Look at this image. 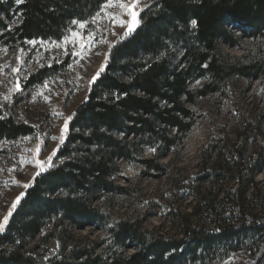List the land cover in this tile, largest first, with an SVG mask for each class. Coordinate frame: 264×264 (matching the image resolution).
Returning <instances> with one entry per match:
<instances>
[{
	"label": "trees",
	"instance_id": "trees-1",
	"mask_svg": "<svg viewBox=\"0 0 264 264\" xmlns=\"http://www.w3.org/2000/svg\"><path fill=\"white\" fill-rule=\"evenodd\" d=\"M106 1L0 0L1 37L6 42L59 39L95 16ZM12 13L17 21L10 25ZM228 20L253 39L264 36V0H149L138 27L116 41L107 65L73 111L68 135L56 153L61 161L36 175L13 211L0 235V264H190L221 247L243 249L246 242L251 258L258 264L264 259V210L244 208L239 184L230 189L234 200L228 216L211 229L188 226L178 237L149 229L139 218H114L107 224L110 216L95 205L99 189L117 188L111 176L118 158H134L145 145L167 149L181 142L196 122L190 105L199 96L218 91L229 95L234 77L260 78L264 73V63L251 59L248 48L242 47L238 57L223 51L222 42L235 45L242 34L236 35ZM193 79L204 80L192 87ZM34 129L0 108V138L13 139ZM236 155L241 163V153ZM139 159L148 167H163L154 158ZM98 220L111 235V244H132L134 251L108 246L107 254L91 249L75 254L76 248H62L60 255L44 262L35 248H25L49 221L45 236L55 235L63 245L58 225L82 227ZM90 242L98 246L99 238Z\"/></svg>",
	"mask_w": 264,
	"mask_h": 264
},
{
	"label": "rangeland",
	"instance_id": "rangeland-1",
	"mask_svg": "<svg viewBox=\"0 0 264 264\" xmlns=\"http://www.w3.org/2000/svg\"><path fill=\"white\" fill-rule=\"evenodd\" d=\"M148 3L139 0L135 9L138 20ZM106 4L108 0L95 16L78 22L59 39L6 42L0 31V108L35 127L31 134L0 138V222L17 197L21 199L32 185L36 173L61 161L56 153L68 135V118L86 98L96 79L93 77L107 65L116 41L139 25L129 31L128 24L120 22L130 21L129 14L116 6V0L111 6ZM16 18L12 13L9 24H15ZM227 25L236 35L242 33L229 20ZM73 32L79 35L72 37ZM236 40L235 45L222 42L223 51L238 57L246 47L251 59L264 63V36L253 39L242 33ZM203 80L193 79L190 85L196 87ZM190 107L197 119L181 142L167 149L145 145L137 158H118L117 170L111 176L117 188L102 187L95 201L98 209L110 216L105 218L110 219L107 224L114 218H139L145 227L173 237L188 226L211 229L230 213L234 184L244 190V208L264 210V73L260 78L236 76L229 95L218 91L199 96ZM237 152L241 153V163L236 160ZM139 158H154L163 167H148ZM37 160L44 162L43 170ZM118 187H122L120 191ZM19 204L20 200L15 209ZM51 223L25 246L29 251L35 248L44 262L60 255L62 248L65 252L76 248L74 253L91 249L95 254H107L108 246L123 253L134 251L132 244H111L102 220L82 227L58 225L63 245L57 236H45ZM81 236L99 238V245L89 243L88 238L81 241ZM246 243L238 250L221 247L190 264H258L257 258L250 256V243ZM259 264H264V259Z\"/></svg>",
	"mask_w": 264,
	"mask_h": 264
},
{
	"label": "snow or ice",
	"instance_id": "snow-or-ice-1",
	"mask_svg": "<svg viewBox=\"0 0 264 264\" xmlns=\"http://www.w3.org/2000/svg\"><path fill=\"white\" fill-rule=\"evenodd\" d=\"M17 2H20V0H17ZM113 4V0H108V4L105 5V7L111 6ZM138 4H139V0H116V6L120 7L121 9H123L124 11H126L129 16L131 17L130 21H123L121 20L120 22L122 24L127 23L128 24V28L129 31L134 30V28L139 24V20H138V11H136L135 9L138 8ZM117 19H119V17H117ZM73 23H77L76 21H74ZM192 24L195 25L196 21H192ZM80 27H84V24L81 23ZM79 34L73 32L72 33V37H77ZM68 37H65V42L68 41ZM32 43V42H30ZM101 71H103V69H101ZM99 75V72L97 73V76ZM96 77H93V79H95ZM17 89H19V84H17ZM68 119H71V117H69ZM67 129V124H65V130ZM153 151H155V149H153ZM48 160H51V157H48ZM37 164L40 165L41 169L43 170L44 167V162L37 160ZM36 175H39V172L36 173ZM26 187L29 185H25ZM21 196H23V193L21 194ZM20 197H17L16 201L13 202L12 204V208L9 210L8 215H6L3 218V222H0V232H2L4 230V226L7 224L8 221V217L11 215V212L13 209H15L16 204L19 202Z\"/></svg>",
	"mask_w": 264,
	"mask_h": 264
}]
</instances>
